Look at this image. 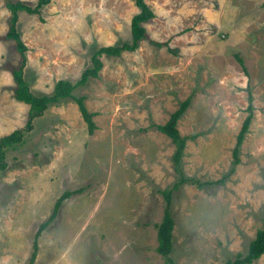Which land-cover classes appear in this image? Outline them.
<instances>
[{
    "label": "rangeland",
    "instance_id": "rangeland-1",
    "mask_svg": "<svg viewBox=\"0 0 264 264\" xmlns=\"http://www.w3.org/2000/svg\"><path fill=\"white\" fill-rule=\"evenodd\" d=\"M22 1L34 6L36 0ZM154 17L135 51L103 55L97 78L74 90L93 114L89 135L68 100L34 119L0 171V264H165L155 251L163 215L159 190L176 180L170 140L156 130L179 104L188 138L186 177L216 181L247 116L252 120L240 163L223 184H184L172 196L176 264H224L245 255L264 218V0H146ZM132 0H51L40 15L20 12L26 46L24 79L36 95L60 79L75 83L99 47L130 43ZM9 12L0 0V137L24 127L11 70L19 55L5 35ZM155 43H167L157 47ZM238 55L245 75L235 59ZM194 136V138H192ZM250 264H264V254Z\"/></svg>",
    "mask_w": 264,
    "mask_h": 264
},
{
    "label": "trees",
    "instance_id": "trees-1",
    "mask_svg": "<svg viewBox=\"0 0 264 264\" xmlns=\"http://www.w3.org/2000/svg\"><path fill=\"white\" fill-rule=\"evenodd\" d=\"M51 0H36L34 6L22 1L5 0V8L9 12L8 19V30L5 37L8 40L14 42V47L19 55V61L16 68L11 70L12 78L15 83V89L13 92L14 99L17 102H21L28 106L27 120L23 128L16 129L11 133L0 137V171L6 169L5 156L9 150H14L19 147L24 139V135L32 129L34 119L42 116L44 112L52 105L56 106L65 101H72L75 103L78 112L84 121L87 133L91 135L95 130V125L93 123V114L88 112L85 104L84 97H76L73 92L76 88L84 86L89 79L97 78L98 73L102 68V62L100 58L103 55L106 56H120L122 52L135 51L138 48L141 40L146 38V31L144 24L150 21L154 14L152 10L146 3V0H132L138 12L134 14L129 23L130 28V43H122L120 45H110L102 46L97 48L91 55L90 67L85 68L78 80L75 83H71L68 80L60 79L53 85L52 91L49 94L36 95L30 88L29 84L24 79L23 71L26 65V46L23 43L19 31L17 30L18 16L20 12H25L27 14L40 15L41 9L48 5ZM157 47L168 46L167 43H155ZM235 59L240 65L243 73L246 74V69L244 67L242 59L235 55ZM252 97L248 94V106L246 108L247 116L243 120L240 130L236 135L235 144L231 152V165L227 175L216 181H205L200 182L193 178L186 177L182 169V159L184 155V150L186 147V141L188 138L183 137L178 129L177 122L185 113L190 105V99L187 98L181 102L178 108L172 112L168 120L163 125H156V130L164 134L172 143L174 151L171 155V162L173 171L176 174L175 182L168 188L159 190L158 193L161 195L164 208L163 215L159 223L155 224L156 230V242L157 246L155 251L158 255L162 257L165 264H176L172 257L173 251V230H174V220L171 214V203L172 196L177 192L180 187L184 184H191L196 188H202L204 186H212L216 184H223L225 178L233 173L240 163V151L241 146L244 142L245 136L248 133V129L252 120ZM194 138V136H192ZM83 189L79 188L74 191H64L55 201L53 209L47 221L39 226V229L34 234L32 253L29 258V264H33L36 253L38 250L37 239L41 230H43L46 225L53 220L57 212L61 207L64 200L68 199L74 194L82 193ZM264 254V218L261 222V228L256 231L255 237L249 242L245 255H237L233 260H229L224 264H250L257 260Z\"/></svg>",
    "mask_w": 264,
    "mask_h": 264
}]
</instances>
